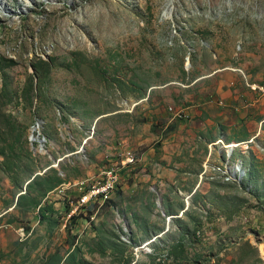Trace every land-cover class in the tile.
Masks as SVG:
<instances>
[{
  "label": "rangeland",
  "instance_id": "1",
  "mask_svg": "<svg viewBox=\"0 0 264 264\" xmlns=\"http://www.w3.org/2000/svg\"><path fill=\"white\" fill-rule=\"evenodd\" d=\"M185 201L189 264H264V0H0V264L155 256Z\"/></svg>",
  "mask_w": 264,
  "mask_h": 264
},
{
  "label": "crops",
  "instance_id": "2",
  "mask_svg": "<svg viewBox=\"0 0 264 264\" xmlns=\"http://www.w3.org/2000/svg\"><path fill=\"white\" fill-rule=\"evenodd\" d=\"M136 162V158L134 160V163ZM154 177L159 178L160 184H159V190L161 189L162 184H166L169 181L174 180L173 174H165L164 172H160L159 175H154ZM173 184V183H171ZM198 182L194 185V187L189 190L187 187L186 189H182V196L190 195L194 192L195 188L197 187ZM188 200V198L186 199ZM101 204V203H99ZM168 208V207H166ZM188 203L185 201L180 210L178 211V214L175 213V215H171L166 220L169 219L170 225H164L157 223V228L152 232V236L147 237L149 233L147 231H144L142 229H136L135 234L139 239L142 240V244L145 242H148L145 246H152L157 247L156 255H150L149 252L146 251L145 253H140L138 256L134 257L131 255V253H128L127 255H121L120 258L122 260H129V264H189L190 260H193V250L194 247L191 245V239H192V233L191 230L193 229V221L188 219ZM89 212V209H88ZM164 215V214H163ZM187 216V218H186ZM184 224L181 231H178L177 227L174 228V225L177 224ZM32 224H34L32 222ZM192 228L190 229V227ZM214 235L212 233H208L207 236L204 238L207 242V246H210L213 244L212 237ZM147 237V238H145ZM155 237L151 240V238ZM173 238V239H172ZM212 242V243H210ZM194 245V244H193ZM195 247H198L194 245ZM166 249L168 251L167 257L163 258L162 256V250ZM192 251V252H191ZM220 253L211 252V254H207V252H204V255L201 256V258H204L205 261L203 264H221L222 260L218 259L220 256ZM127 256V257H126ZM169 259V260H168ZM194 264H200V262H196Z\"/></svg>",
  "mask_w": 264,
  "mask_h": 264
},
{
  "label": "built area",
  "instance_id": "3",
  "mask_svg": "<svg viewBox=\"0 0 264 264\" xmlns=\"http://www.w3.org/2000/svg\"><path fill=\"white\" fill-rule=\"evenodd\" d=\"M258 90L262 91V89H258ZM124 162L127 165L134 164L133 163V154L126 153L124 155ZM116 182H117V177H116V174L113 170L109 169V170L101 171L100 173H98L97 184L85 185L87 190L83 194L82 202L79 203L78 206H80L82 209H85V207H87V204H89L92 201L94 196L98 195L99 191H104L107 188H114ZM74 206L76 207L77 205L75 204ZM3 227H7V226H3ZM161 257L166 258L167 255L162 254Z\"/></svg>",
  "mask_w": 264,
  "mask_h": 264
},
{
  "label": "bare ground",
  "instance_id": "4",
  "mask_svg": "<svg viewBox=\"0 0 264 264\" xmlns=\"http://www.w3.org/2000/svg\"><path fill=\"white\" fill-rule=\"evenodd\" d=\"M8 11L11 12L12 10H8V9H7V12H8ZM12 13H13V12H12ZM256 88L258 89L259 87L256 86ZM261 89H263V88H261ZM175 116H177V118H178V115H175ZM38 126H39V125H38ZM33 141H35V140H33ZM133 163H134V155H133ZM233 175H234V176H239L240 173H237V171L235 170V171L233 172ZM95 184H97V182H96ZM95 184H94V185H95ZM113 189H114V188H107V189L104 190V191H99V192H98V195H95L94 197L108 195Z\"/></svg>",
  "mask_w": 264,
  "mask_h": 264
}]
</instances>
